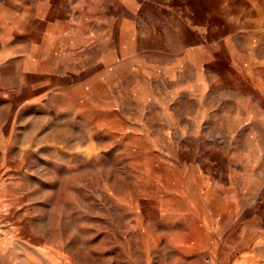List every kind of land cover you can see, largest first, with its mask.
Instances as JSON below:
<instances>
[{"label": "rangeland", "instance_id": "374dc122", "mask_svg": "<svg viewBox=\"0 0 264 264\" xmlns=\"http://www.w3.org/2000/svg\"><path fill=\"white\" fill-rule=\"evenodd\" d=\"M0 264H264V0H0Z\"/></svg>", "mask_w": 264, "mask_h": 264}]
</instances>
